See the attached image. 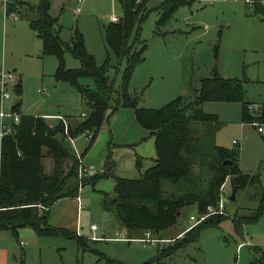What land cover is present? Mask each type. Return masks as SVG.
<instances>
[{
  "label": "rangeland",
  "instance_id": "rangeland-1",
  "mask_svg": "<svg viewBox=\"0 0 264 264\" xmlns=\"http://www.w3.org/2000/svg\"><path fill=\"white\" fill-rule=\"evenodd\" d=\"M11 1L7 0L5 5ZM160 1L145 0L140 20L134 25L138 27L137 36L145 49L141 60L129 73L125 91L131 99L138 96L136 107L156 109L177 96L188 100L201 78L215 74L242 80L243 100L250 105V115L256 117L259 105L264 103V15L254 12L253 6L242 0L212 3L190 0L159 21L160 11L156 6ZM49 3L50 14L58 16L60 39L67 41L69 30L76 28L82 34L85 50L97 65L108 58L107 76L117 91L125 63L106 50L101 25L121 15L119 2L49 0ZM75 7L78 14L74 12ZM3 12L0 3V69L13 71L20 78V92H13L11 96L19 100L21 113L59 115L66 123L79 119V114L88 112V108L71 83L53 78L55 56L41 55L40 40L25 19L18 16L12 19ZM62 57L65 67H77L76 59L67 52ZM78 82L93 86L89 78H79ZM40 89L45 91L44 95L37 92ZM240 105L235 101H205L201 109L215 114L221 122L214 134V143L232 153L240 171L254 176L260 190H264V124L255 126L243 122ZM233 139L238 141L236 145L232 144ZM84 143L82 135L73 140L76 151ZM49 161L44 157L46 168ZM124 165L125 162L120 168ZM138 169V173L126 177L136 178L145 167ZM108 181L112 183L111 179ZM110 187L105 191L111 193ZM223 189L222 214L210 213L203 220L222 217L210 224L207 221L195 232L184 235L185 241L161 258L165 264H251L253 257L260 255L255 254L253 248L264 252V207L256 221L242 223L238 230L232 220L257 207L258 202L252 196L254 188L245 185L236 190L233 199H229L231 190L226 179ZM98 192L89 184L81 186L78 195L82 207L75 227L73 218L71 225L69 221L68 226L56 227L80 236L84 239L82 244L64 233L38 234L28 226L17 228L15 235L9 229L0 230V264H108L107 260L118 264H156L153 259L162 247L180 238L170 237L186 226L190 228L189 216L198 215L194 205L183 206L170 226L158 234L150 232L149 237L156 241L142 243L127 238L113 215L100 209L101 193ZM90 224L97 229L92 232ZM91 233L99 238L90 239ZM140 237H144L143 233L137 236ZM242 241L248 244L237 246ZM262 260L264 264V257Z\"/></svg>",
  "mask_w": 264,
  "mask_h": 264
},
{
  "label": "trees",
  "instance_id": "trees-1",
  "mask_svg": "<svg viewBox=\"0 0 264 264\" xmlns=\"http://www.w3.org/2000/svg\"><path fill=\"white\" fill-rule=\"evenodd\" d=\"M117 1L121 15L101 25L106 50L125 63L121 87L117 91L107 76L108 58L97 65L85 50L82 34L76 28L71 30L67 41L60 39L57 16L50 14L49 0H36L34 3L13 0L5 7L4 14L15 12L26 20L29 29L40 40L41 55L56 58L53 78L71 83L87 106V116L74 127H67L71 137L85 129L91 131L83 152L109 112L118 107H130L138 124L153 137L151 164L136 178L117 177L113 173L114 161L108 154L100 172L78 179L77 159L64 140L61 122L49 128L46 119L40 116L22 115L14 132L0 139V230L9 229L15 235L18 227L26 225L38 234L64 233L82 244L84 239L73 232L48 225V208L57 199L76 197L78 183L93 186L106 178L112 180V189L111 193L101 194L100 209L112 214L118 227L130 239L137 238L146 230L158 234L174 222L183 206L194 205L198 214L214 208L219 187L225 179L234 194L245 185L252 186L253 199L258 202L247 215L232 218L235 229L238 230L242 223L256 221L264 207V190H260L254 176L249 177L240 171L232 153L214 143V134L221 122L215 114L203 112L201 104L205 101L240 102L243 122H255L253 119H256L257 123L264 124V103L259 105L258 114L253 118L247 109L249 103L243 100L242 80L212 74L199 80L188 100L177 96L156 109L136 107L127 95L125 85L132 67L141 60L145 49V44L137 36L138 27L134 26L140 20L145 0ZM186 1L190 0H161L156 6L160 11L159 21ZM252 6L254 12L264 15L259 3ZM64 52L77 60V67L64 66ZM79 78L91 79L93 86L79 83ZM19 84L18 79L17 93ZM44 157L50 159L48 172L44 170ZM224 160L228 162L223 164ZM134 165L137 169L140 167L139 158L135 159ZM221 217L218 215L212 221L202 220L186 229L178 241L162 247L153 260L156 264H165L161 258L183 243L184 235L195 232L207 221L210 224ZM253 251L260 255L253 257L250 263L263 264L264 252L257 248ZM107 262L118 264L113 260Z\"/></svg>",
  "mask_w": 264,
  "mask_h": 264
},
{
  "label": "crops",
  "instance_id": "crops-1",
  "mask_svg": "<svg viewBox=\"0 0 264 264\" xmlns=\"http://www.w3.org/2000/svg\"><path fill=\"white\" fill-rule=\"evenodd\" d=\"M259 4L264 9V2H261ZM74 12L75 14H78V7H75ZM115 19H117V17L112 18L111 20H115ZM59 31H60V26H59ZM70 32L71 30H69V36H70ZM18 79H20L19 76ZM19 92H20V86L18 89V93ZM16 106L20 110L19 100H16ZM32 115L38 116L39 114L35 113ZM43 116L46 115L43 114ZM81 119L83 118L78 119L77 117L76 119L69 121V123L67 122V126L74 127ZM96 134L92 139V141L95 139L94 143L91 144L92 143L91 141V143L85 149L84 152H83L84 148L89 143V140L87 141L86 138H85L86 143L80 146L76 151L78 154L81 155V160L83 164L92 165V167L94 166L92 174L96 172H100L102 170L104 159L108 154L111 157V159L114 161L113 173L117 177L127 178L126 176H128L129 174H136V171L138 173L139 169L137 170L134 167L136 158H139L140 168L142 165L143 167L146 168L151 164L152 159L154 157L153 137L150 135V132L148 130H146L145 128H143L138 124V122L135 119L134 111L132 108L118 107L115 110L109 112L106 118L100 124V127L98 128ZM143 141H145L144 145H143ZM67 146L69 150H71L74 153L75 147L70 148L71 145L69 143L67 144ZM124 162L125 165L120 168V165L123 164ZM49 168H50V161H49V167L46 168L44 166V170L48 172ZM108 179L109 178L98 180L91 187L94 189L95 192L99 191L102 194L103 192H106L105 190L106 189L108 190L110 186H111L110 188H112V183H110ZM107 185L108 187L106 188ZM101 194H100V198H101ZM78 197H79L78 201L76 200L75 197H67V198L64 197L54 201L48 208V213L46 217V221L48 225L52 227L61 228L64 226H68L69 221L71 225L73 218L74 227H75L76 218H77L76 216L78 214V211L82 207L81 198L79 195ZM186 228L187 226L170 238H179L182 232L186 230ZM96 229L97 227L95 226V228L91 231L93 232ZM1 230H6V229H1ZM91 234L94 238H90V239L99 238L98 236H94L93 233ZM132 239H137V238H132ZM19 244L21 245L22 242L19 241Z\"/></svg>",
  "mask_w": 264,
  "mask_h": 264
},
{
  "label": "built area",
  "instance_id": "built-area-1",
  "mask_svg": "<svg viewBox=\"0 0 264 264\" xmlns=\"http://www.w3.org/2000/svg\"><path fill=\"white\" fill-rule=\"evenodd\" d=\"M7 0H0V3L3 7V11L5 10V3ZM140 1V0H136ZM201 2L205 3H212L215 0H198ZM244 3L248 5H253L255 3H261L264 2V0H242ZM6 16H10L12 19H16L17 15L15 12H8L5 14ZM18 82V76L10 70H4L0 69V139L2 136L7 135V134H12L14 132V127L15 125L18 124L20 117L22 116L21 111L17 108L16 106V100L13 99L11 96V93H15V88L16 84ZM38 93L44 95L45 91L44 90H37ZM250 105L247 106V109ZM44 119H47V126L49 128H52L57 122H61L62 127H63V136L64 139L71 145L72 148H74L73 145V140L75 137H71L67 133V123L65 122V119L59 115H54V116H43V115H38ZM87 116V112H81L79 114L80 118H85ZM251 124L255 126H260L261 124H258L256 122H250ZM79 135L84 136L87 140L90 139L91 137V131L90 130H83ZM232 144L236 145L238 141L232 140ZM74 154L77 159V178L80 179L82 177H87L90 176L93 172V167L92 165H85L82 163L81 160V155L76 152L74 149ZM224 182L220 185L219 187V193H218V199L216 201V206L214 208H208L207 212L198 214L197 217L195 218L194 216L190 215L189 220L192 221L190 226L195 225L196 223L202 221L207 214L217 212L219 214H222V195L224 193ZM81 187L80 183H78V189ZM76 200H79L78 195L75 197ZM95 228L94 224H90L89 229L93 230ZM143 236L137 238L138 241L142 243H151L156 241V239H153L150 236V232L148 230L143 231ZM91 238H94L91 236ZM248 244L247 241H242L239 243L237 246L240 245H246Z\"/></svg>",
  "mask_w": 264,
  "mask_h": 264
},
{
  "label": "water",
  "instance_id": "water-1",
  "mask_svg": "<svg viewBox=\"0 0 264 264\" xmlns=\"http://www.w3.org/2000/svg\"><path fill=\"white\" fill-rule=\"evenodd\" d=\"M137 98H138V96H134L133 98H132V100L135 102L136 100H137ZM228 161H226V160H224L222 163L223 164H225V163H227ZM234 198V192H233V190L230 192V194H229V199H233Z\"/></svg>",
  "mask_w": 264,
  "mask_h": 264
}]
</instances>
